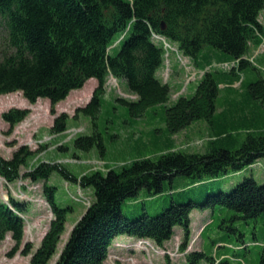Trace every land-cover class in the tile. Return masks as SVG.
<instances>
[{
  "label": "trees",
  "instance_id": "1",
  "mask_svg": "<svg viewBox=\"0 0 264 264\" xmlns=\"http://www.w3.org/2000/svg\"><path fill=\"white\" fill-rule=\"evenodd\" d=\"M261 12L264 0H0V95L21 92L30 103L45 98L50 113L55 114V105L71 91L81 89L89 79L96 80L90 100L76 109V114L90 119L93 133L73 139L76 149L95 147L101 156L105 154L96 125L109 76L122 78L135 97L114 99L132 117L161 110L160 136L165 140L174 144L176 134L196 124H204L209 135L203 153L172 146L155 157L123 164L119 171L95 170L78 179L55 163L31 167L24 177L43 181L41 191L52 218L32 253L31 245L26 244L22 254H31L29 264H48L54 257L72 212L71 207L55 202L56 188L47 178L53 171L93 191L92 201L72 226L55 264H103L107 249L121 235L161 247L173 237L175 227L183 231L181 250H185L194 209L218 205L233 212L231 219L244 221L264 213V184L251 176L243 177L227 192L217 188L198 201L176 200L174 192L179 187L173 188L177 176L196 184L243 171L264 158V76L248 58L250 47L264 44ZM153 34L171 46L173 43L202 72L193 91L179 94L171 105L172 84L157 74L164 65L165 44ZM28 114V109L11 108L1 118L12 129ZM68 119L66 113L56 114L50 132H65ZM239 126L248 130L241 142L233 133ZM33 153L21 145L9 159L0 156V177L8 184L16 182ZM168 188L170 202L161 212L150 215L143 211L136 217L121 212L122 203L142 190L154 198ZM27 210V204L11 195L5 203L0 200V241L10 235L15 245L11 254L21 244V215ZM230 229L237 232L238 241L223 235L208 245L213 256L195 251L187 254V261L264 264V241L252 259L250 246L259 242L257 236L247 244L243 232L233 226Z\"/></svg>",
  "mask_w": 264,
  "mask_h": 264
},
{
  "label": "rangeland",
  "instance_id": "2",
  "mask_svg": "<svg viewBox=\"0 0 264 264\" xmlns=\"http://www.w3.org/2000/svg\"><path fill=\"white\" fill-rule=\"evenodd\" d=\"M264 12L260 13L263 21ZM173 46V43H172ZM174 49V48H173ZM169 55V56H168ZM174 57V58H172ZM172 59L179 64V71L172 68ZM164 66L159 71L161 80L172 84V95L169 105L173 104L175 97L179 94H188L191 90L188 87L199 79L201 72L195 70L189 60L174 51H168L165 56ZM186 64V66H183ZM97 82L89 79L81 89L73 90L61 102H58L54 111L50 113L49 101L45 98L38 99L35 103H30L24 98L21 92H14L0 95V156L9 159L12 153L21 145L35 152L29 159L27 166L21 168L22 177L14 183L8 184L0 177V200L4 203L11 195L16 200L27 204L28 210L23 215L24 228L23 238L18 250L12 253L14 242L10 235L0 241V264H29L31 254H22L26 244L31 245V253L38 247L43 234L52 218L51 211L43 192V181H33L24 177L31 167L39 163H50L61 165L73 175L80 178L81 175L91 173L95 170L106 171L114 169L119 171L123 164L140 157H155L161 151H167L170 147L174 150H181L190 153H203L209 140L207 129L204 124H196L185 131L176 134L173 142H169L161 137L162 128L160 122L161 110L156 109V113H148L139 118H134L128 114L126 106L118 104L114 99L121 97L134 99L135 97L127 91L122 78L109 76L106 83V91L103 98L100 117L98 119L97 130L102 133L106 150L101 156L97 149L93 147L90 151L78 150L74 147L73 139L78 136L91 135L93 127L88 117L76 114V109L86 105L90 100ZM223 95L224 92H221ZM223 98L221 97V100ZM221 100L218 106L221 104ZM11 108L28 109L26 118L16 124L12 129L1 118L3 112ZM66 113L67 130L63 133L52 134L50 128L56 114ZM152 113V114H150ZM76 116H75V115ZM247 126H239L235 132L237 141L241 142L246 138ZM157 130V131H155ZM232 130V129H230ZM236 148V147H235ZM252 177L259 184H264V158L259 159L255 164L246 167L243 171L229 173L223 177L213 180H203L202 182L191 184L185 176H177L173 188H178L174 198L178 201L200 200L206 193L221 188L222 191H229L243 177ZM48 178V184L55 187V202L60 207H71L72 212L68 213L64 233L60 237L58 250L48 264H55L60 255L72 226L80 219L85 208L93 199V191L89 188H82L78 183L65 179L58 171H53ZM184 191V192H182ZM182 192V193H181ZM181 193V194H180ZM171 191L168 190L157 196L148 197L144 190L140 194L126 200L121 205V212L126 217H136L143 211L150 215H155L170 202ZM216 205L204 210L194 209L190 214L191 224L189 236L186 241L185 250H181L184 242L183 231L180 227L174 228L173 237L163 246L159 247L152 241L137 239L121 235L116 237L107 249L106 259L103 264H190L187 261V254L195 251H202L212 255L214 250L208 246L213 240L219 239L223 235H230L236 242L239 235L231 231L230 227H236L243 232V239L247 244L252 241L253 235L257 236L258 243L254 246L251 243L252 259L256 258L261 243L264 241V213L254 219L247 221L231 219L233 212L219 208ZM232 221H231V220ZM222 224V225H221ZM205 231L200 235L203 227ZM241 253V251H239ZM198 264H208L200 262Z\"/></svg>",
  "mask_w": 264,
  "mask_h": 264
},
{
  "label": "crops",
  "instance_id": "3",
  "mask_svg": "<svg viewBox=\"0 0 264 264\" xmlns=\"http://www.w3.org/2000/svg\"><path fill=\"white\" fill-rule=\"evenodd\" d=\"M248 58L253 61V63L259 68L258 70L261 71V73L263 74L264 76V44H261V46H258L257 48L256 47H250L249 48V51H248ZM174 58V57H172ZM175 59H172L171 61L173 62L172 63V68L173 70H175L176 72L180 70H178L180 67H179V64L177 61H174ZM196 84V83H195ZM236 86V85H234ZM195 87V85H194ZM194 87L192 88V85H190L188 87V90H191L193 91ZM221 87V90L223 89V86L220 85Z\"/></svg>",
  "mask_w": 264,
  "mask_h": 264
}]
</instances>
